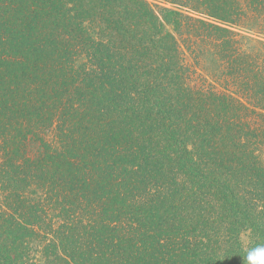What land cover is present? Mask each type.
<instances>
[{"label": "trees", "instance_id": "trees-1", "mask_svg": "<svg viewBox=\"0 0 264 264\" xmlns=\"http://www.w3.org/2000/svg\"><path fill=\"white\" fill-rule=\"evenodd\" d=\"M260 247L264 0H0V264Z\"/></svg>", "mask_w": 264, "mask_h": 264}, {"label": "clouds", "instance_id": "clouds-1", "mask_svg": "<svg viewBox=\"0 0 264 264\" xmlns=\"http://www.w3.org/2000/svg\"><path fill=\"white\" fill-rule=\"evenodd\" d=\"M247 259L249 264H264V247L250 251Z\"/></svg>", "mask_w": 264, "mask_h": 264}, {"label": "rangeland", "instance_id": "rangeland-1", "mask_svg": "<svg viewBox=\"0 0 264 264\" xmlns=\"http://www.w3.org/2000/svg\"><path fill=\"white\" fill-rule=\"evenodd\" d=\"M243 241L245 242V241H246V239H245V238H243Z\"/></svg>", "mask_w": 264, "mask_h": 264}]
</instances>
